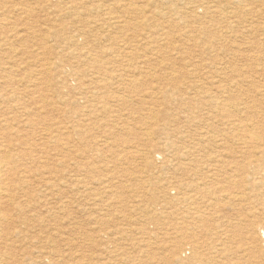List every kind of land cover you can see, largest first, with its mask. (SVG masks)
Returning a JSON list of instances; mask_svg holds the SVG:
<instances>
[{
  "label": "rangeland",
  "instance_id": "1",
  "mask_svg": "<svg viewBox=\"0 0 264 264\" xmlns=\"http://www.w3.org/2000/svg\"><path fill=\"white\" fill-rule=\"evenodd\" d=\"M159 1L156 6L153 2L149 3L153 9L154 7L158 8L153 11L148 0H0V134L4 133L11 138L15 146L17 145L16 148L14 146L16 151L10 150V154L13 157L21 158L20 161L26 163L23 165L31 174V176L30 174L27 176L31 181L21 186L20 189L23 190L19 189V194H23L24 188L27 191V196L36 192L34 183L36 171L56 165L57 170H65L60 159L65 154L63 152L68 150L70 151L68 154L73 156L74 164L72 213L73 260H76L73 261V264H183V261L191 256V251L188 247L189 237L186 229L188 226L182 223V220L191 213L190 209L197 204L200 209L202 207L203 218H206L208 214V217L211 216L206 219L211 220L210 227H214V232L210 236L207 235L206 242L211 244L210 246H215L218 245L219 240L223 239L229 249L235 251V254L232 252L227 254L226 261H230L228 264L231 262H235V264H264V258L259 256L251 259L241 257L243 249L249 248L248 245H251L247 236L251 235L250 223L254 214L257 213L255 210L259 208L257 201L261 203V200L257 199L259 196H256L255 192L253 195L249 185L245 184L247 182L243 181L245 182L243 183L240 179L244 173H251L255 168L264 166L263 158H261L262 163L255 160L261 157V150L264 151V0H254L252 4L244 3L245 5L249 4L247 5L249 10H244L245 12L241 11L239 6H236L234 10L225 6V10L228 11L226 16L228 19L218 16L220 13L215 12L217 10L215 7L197 8V4L202 0H193L186 5L172 0V4L169 5L174 11H184L183 13L179 12L180 14L175 13L174 16L167 13L168 5L161 6ZM219 1V4L224 7L225 0ZM136 8L147 9V14L144 13L147 19L142 18V13L139 16L140 19L138 18V21H143L141 23L143 25H138V21L134 22L137 20V13L134 11ZM193 8L197 9L194 16L188 14L189 9ZM160 11H162L161 14ZM110 15L115 17V21L127 20L119 22L117 24L119 27L115 28L114 25H109L110 21L112 24L115 23L113 18L105 23L102 22ZM121 16L124 17L120 18ZM88 21L92 23H90V27ZM101 24L103 25L101 26ZM197 26H202L203 30L197 31ZM89 28H91V32H89ZM185 32L186 34H184ZM118 47L120 50L115 52ZM156 48H160V50H156ZM130 52H132L131 55H129ZM95 56L101 57L100 60H103L105 65L102 64V67L105 68L106 74H108L107 70H110L111 77L114 76L107 84L113 83V86L110 85V87L101 88V90L91 88L92 75H95L94 77L97 79L104 76L103 72L98 73V71L93 74L90 58H95ZM47 63H53L54 66L46 69ZM120 73H122L121 76ZM148 74H154L156 78L161 77L162 80L159 83L158 80L156 82L153 80V82L149 79ZM133 76L137 81H143V87L139 92L128 93L126 91V93L121 84ZM46 78L51 79L50 84L56 83L57 95L51 90L53 86L50 87V84L45 83ZM166 80L169 82L176 80L177 83L182 84V87H192L191 92L188 91L190 99L186 100L190 104L187 105L186 101L181 103L179 99H176V96H173L174 92L169 90ZM88 82L91 84L90 86ZM216 87L220 89L218 93L221 94L216 93L217 96L216 94L214 96L219 98H213L212 102L217 104L216 106H220V110L207 104L212 96L211 92L215 91ZM222 87L225 91L224 89L221 91ZM103 92L108 95L105 99L100 98L99 95L104 96ZM95 93H99V99ZM165 93H168V99L164 98ZM79 94L86 95V100L89 99L88 96L94 95L89 99L91 105L89 102L85 103L81 99L82 95L79 96ZM118 95H124L125 99H129L125 102L117 101L114 96ZM77 96L83 101L81 102ZM8 97L10 98L8 99ZM70 99H73L70 105L73 112L65 116L64 113L68 109L66 104ZM172 99L178 102L174 103ZM42 100L44 102L41 104ZM103 104H105L104 107ZM182 104H184L183 107ZM39 105L43 106L44 111ZM86 107L88 109L92 107L90 114L88 109H84ZM186 107L187 109H185ZM83 113L85 114L83 115ZM168 113L172 118L166 116ZM72 114L73 125L67 124V121L71 119L67 120L68 115ZM85 115L88 116V119L93 115L90 118L93 120L84 121L85 118L87 119ZM81 117H83L84 124L80 122ZM78 118L80 119L78 120ZM94 118L97 119L94 120ZM166 118L167 120H165ZM28 119L30 120L28 121ZM93 121L95 124H92ZM222 121L225 122L224 125ZM228 121L229 123L226 124ZM116 122L118 123L116 124ZM192 122L195 126L191 124ZM51 123L53 126L50 125ZM167 123H169L168 126ZM54 125L61 128H59L58 141L53 136L56 134L53 130ZM125 125L127 126L124 127ZM83 126L87 128H82ZM120 126L121 129H119ZM159 127L160 129H158ZM239 127L241 130L244 129L241 131ZM178 128L182 130L180 131ZM244 130L252 132V135H257L259 139L250 140L248 136H251V133L249 132V135L245 137L247 131L243 132ZM236 132H239L238 135H241V138L239 136L237 138ZM110 133L112 136L114 135L113 138ZM232 134L234 137L236 136L235 139ZM71 135H76V137ZM119 136L121 138L117 139ZM50 138L54 141H51ZM122 140L124 141L122 142ZM22 141L23 144H21ZM159 141H163V143ZM151 144L154 145L151 146ZM193 144L195 147L192 146ZM221 144L222 146H220ZM47 146L48 148H46ZM211 146L214 150L210 149ZM225 146L229 148H224ZM191 147H194L193 151ZM219 147H222V150H232L235 154L242 153V149L250 147L249 152L244 155V157L246 156L244 161L254 158V163L242 168L243 164H240L242 154L231 157L233 153L223 152V156L220 157L218 151H221V148L219 150ZM200 149L203 151L200 152ZM146 151L151 153V155L149 153L151 162L145 161L143 158ZM207 152L212 156L216 154L212 157ZM198 155L199 157L202 155L203 159ZM96 156L98 157L96 158ZM188 157L190 161L194 160L195 162L187 161ZM234 157L237 160L232 162ZM164 161L165 164H163ZM204 163L207 165H203ZM258 163L260 164L258 165ZM208 164H210V168L207 167ZM215 165L221 170L217 171L218 167L213 168ZM233 166L238 167L235 169ZM232 168L234 170H231ZM222 169L226 172H223ZM64 170L61 171L64 178L61 182V191L65 196L68 190L66 186L68 176ZM234 171L237 174L233 173ZM225 174L228 178H225ZM230 174L237 178L234 179ZM222 176L226 180L221 178ZM27 178L23 180H28ZM14 180L17 181V177L10 176V183H16ZM190 180L193 183L192 187H195L189 192L186 184ZM236 180L241 184L239 185ZM205 181H208L207 184ZM26 184L29 185L25 186ZM92 184L94 185L92 186ZM203 185L204 187H202ZM84 187L85 189H83ZM245 188H248L249 191H246ZM179 189L184 190L185 194L192 193V198L185 199V194ZM202 189L204 190L202 191ZM39 201L40 204H38ZM41 202H43V197L39 196L31 201L30 207L24 208L26 212L24 216L31 219L28 218L27 222L30 221V223L24 226L27 231L26 237H28L23 242L25 245L22 248L29 252L38 245L34 238L45 234L46 222L43 224L40 222V217L43 216L39 209ZM59 212L62 213V211ZM37 226L38 228H36ZM198 231L195 230V234H198ZM60 248L64 254L69 251L64 246V242L61 243ZM172 249H174L173 252ZM212 255V263H214L215 258L217 260L220 254ZM221 259L219 258L216 262L226 264L225 259Z\"/></svg>",
  "mask_w": 264,
  "mask_h": 264
},
{
  "label": "bare ground",
  "instance_id": "2",
  "mask_svg": "<svg viewBox=\"0 0 264 264\" xmlns=\"http://www.w3.org/2000/svg\"><path fill=\"white\" fill-rule=\"evenodd\" d=\"M57 1H59V0H57ZM158 1L159 0H148V4L150 3V4H152L151 2H153V3H155V6H156V3H158ZM191 1H193V0H176V2H180V3H182L183 5H186V4H188V3H190ZM254 0H225V2L223 3L224 4V7H222L221 5L222 4H219L220 3V1L219 0H202V1H200L198 4H197V8H199V7H204L205 9H208V8H210L211 6L212 7H215L217 10L215 11V12H218V13H220V15H218V16H220V17H225V19H228L226 16H227V13H228V11L227 10H225V6H227V7H229V8H233V10L235 9V7L236 6H239V7H241V11H243V12H245L244 10H249L248 9V7H247V5H249V4H252V2H253ZM257 1V0H256ZM255 1V2H256ZM249 2V4H247V5H245L244 3H248ZM130 3V2H129ZM159 3L161 4V6L163 5H168L166 8H167V13H169V14H171V15H173L174 16V14L175 13H179V12H181V13H183L184 11H178V12H176V11H174V9L170 6L171 4H172V0H160L159 1ZM179 3V4H180ZM254 3V2H253ZM71 4V3H70ZM150 4H149V6H150ZM159 4V5H160ZM170 4V5H169ZM154 5V4H153ZM152 5V6H153ZM118 6V5H117ZM138 7V6H137ZM170 7V8H169ZM219 7H221V8H219ZM69 8V7H68ZM149 8V7H148ZM150 8H152L153 9V7H151L150 6ZM149 8V9H150ZM155 8H157V7H154V9H153V11L155 10ZM174 8H175V6H174ZM133 9V8H132ZM158 9V8H157ZM156 9V10H157ZM177 9V8H176ZM18 10V9H17ZM125 10V9H124ZM128 10V9H127ZM127 10H126V12H127ZM131 10V9H130ZM146 8H142V9H134V11L137 13V20L136 19H134V20H136V21H134V22H136L137 23V21H138V18H139V16H140V13H142V18H145V20L147 19L145 16H144V13L146 12ZM196 8H193V9H189V11H188V14H191L192 16H194V15H196ZM132 11V10H131ZM161 12L162 11H160L159 13L161 14ZM234 12V11H233ZM242 12V13H243ZM164 13V12H163ZM69 14V13H68ZM134 14V13H133ZM146 14H147V12H146ZM149 14H150V12H149ZM168 14V15H169ZM180 14V13H179ZM215 14V13H214ZM125 15H127V14H125ZM124 15V16H125ZM128 15H130V14H128ZM135 15V14H134ZM165 15V14H164ZM164 15H163V17H164ZM182 15V14H181ZM215 15H217V14H215ZM119 16V15H118ZM123 16V17H124ZM166 16V15H165ZM122 16L120 17V18H123ZM128 17V16H127ZM148 17H150V16H148ZM156 17H157V15H156ZM113 18V19H112ZM114 18L115 17H112L111 15H110V17H108L107 19H104V21H102L103 23H105L106 21H110L111 19L112 20H114ZM119 17H117V19H118ZM119 18V19H120ZM176 18V17H175ZM140 19V18H139ZM127 20V19H126ZM126 20H114L115 21V23L114 24H112L111 23V21L109 22L110 24L109 25H114L115 26V28H117V27H119L117 24H119V22H125ZM129 20V19H128ZM149 20V19H148ZM92 21V20H91ZM89 22V21H88ZM87 22V23H88ZM93 22H95V21H93ZM148 22V21H147ZM90 23L91 22H89V27H90ZM141 23H143V21L142 20H139L138 21V25L139 24H141ZM92 24V23H91ZM123 24V23H122ZM103 24H101V26H102ZM128 25V24H127ZM134 25V24H133ZM141 25H143V24H141ZM213 26V25H212ZM111 27H113V26H111ZM94 28V27H93ZM93 28H92V30H93ZM147 28V27H146ZM89 30V32H91V28H89L88 29ZM88 30H87V32H88ZM201 30H203V27L202 26H197V31H201ZM232 31V30H231ZM152 32V31H151ZM95 33V32H94ZM156 33V32H155ZM135 34V33H134ZM133 34V35H134ZM184 34H186V32L184 33ZM183 34V35H184ZM79 35H81L80 33H79ZM92 35V34H91ZM135 35H138V34H135ZM77 36V35H76ZM132 36V35H131ZM111 37V36H110ZM127 37V36H126ZM109 38V37H108ZM122 40V39H121ZM123 42V41H122ZM95 44H96V42H95ZM122 44V43H121ZM125 44V43H124ZM96 45H98V43L96 44ZM123 45V44H122ZM126 45V44H125ZM90 46V45H89ZM100 46V45H99ZM119 46V45H118ZM158 46H160V45H158ZM64 47V46H63ZM92 47V46H91ZM93 47H96V46H93ZM126 47H127V45H126ZM97 48H98V46H97ZM112 48V47H111ZM129 48V47H128ZM153 48V47H152ZM178 48V47H177ZM122 54H123V51H124V48L122 47ZM160 50V48H156V50ZM174 49H176V48H174ZM11 50V49H10ZM98 50H99V48H98ZM120 50V47H118V50L117 51H115V52H118ZM128 50V49H127ZM155 50V49H154ZM125 51H126V49H125ZM102 52H103V50H102ZM127 52V51H126ZM129 52V51H128ZM131 53L132 52H130V54L129 55H131ZM121 54V55H122ZM126 54V53H125ZM98 55V54H97ZM124 55V54H123ZM204 57V56H203ZM92 61H91V64L90 65H92V69L94 70L93 72V74H95V73H97V71H98V73H100V72H103V74H104V76H102L100 79L98 78H96V77H94L95 75H92V77H93V79H91V83H92V89L93 88H95V89H99V90H101V88H107V87H110V85L111 86H113L111 83L109 84V85H107L108 84V82H110L113 78H114V76H112L111 77V72H109L110 70H107V73L108 74H106V72H105V68L103 69V67H102V64H104L100 59H101V57L99 58V57H96L95 56V58H90ZM56 61V60H55ZM129 64V63H128ZM6 65V64H5ZM105 65V64H104ZM8 66V65H7ZM50 66H54V64L53 63H47L46 64V69H49L50 68ZM43 68H44V65H43ZM2 69V68H1ZM45 69V68H44ZM4 70V69H3ZM123 71L125 70V69H122ZM153 70V69H152ZM47 72V71H46ZM91 72V71H90ZM88 74V73H87ZM89 75H90V73H89ZM99 75V74H98ZM97 75V76H98ZM113 75V74H112ZM122 75V73H120V76ZM117 77L119 76V75H116ZM115 76V79L117 78ZM90 77V76H89ZM99 77V76H98ZM148 77H149V79L150 80H155V82H156V80H158L157 82L159 83V81H161L162 80V78L161 77H157L156 78V75H154V74H148ZM30 78V77H29ZM121 78V77H120ZM134 76L132 77V78H127L126 80H128V81H125V83H123V84H121L122 85V89H123V91L124 92H128V93H132V92H139V91H141V88L143 87V81H137V79L136 78H134ZM34 79V78H33ZM33 79H31L32 81H34ZM38 79V78H37ZM90 79V78H89ZM114 79V80H115ZM136 79V80H135ZM94 80H96V81H94ZM141 80V79H140ZM23 81V80H22ZM30 81V80H29ZM171 82H169V81H167L166 80V83L167 84H169V90L171 89V91L172 92H174V95L173 96H176V99H179V101H181V103H185L184 101H186V100H188V98L190 99V97H189V94H188V91H190V89H192V87H189V86H187V87H182V84H179V83H177L176 82V80H170ZM48 83V84H50L51 83V79H47L46 78V80H45V83ZM154 82V81H153ZM121 83V82H120ZM120 83H118V84H120ZM233 83V82H232ZM236 84H238V82H235ZM33 84V83H32ZM35 84V83H34ZM47 84V85H48ZM73 84V83H72ZM83 84V83H82ZM88 84H89V82H88ZM125 84V85H124ZM81 85V84H80ZM86 85H87V83H86ZM85 85V86H86ZM91 84H89V86H90ZM120 85V86H121ZM53 86V88L51 89L52 90V92L54 93V94H58V89H57V85H56V83H54V85L53 84H50V87H52ZM83 86H84V84H83ZM89 86H87V87H89ZM119 86V85H118ZM28 87V86H27ZM85 88V87H84ZM119 88V87H118ZM164 88V87H163ZM82 89V88H81ZM120 89V88H119ZM156 89V88H155ZM154 89V90H155ZM223 87H222V90L221 91H223ZM35 90V89H34ZM151 90H153V89H151ZM153 90V91H154ZM215 91H212L211 93V98L209 99V102L207 103L208 104V106H213V107H216V108H218L219 110L221 109V107L220 106H216L212 101H213V98H215V99H217V98H219V97H215L214 95L216 94V93H218L219 91H220V89H217V87L214 89ZM84 91H85V89H84ZM90 91H92V90H90ZM98 90H96V92H97ZM170 91V92H171ZM224 91H225V89H224ZM38 92V91H37ZM44 92V91H43ZM83 92V91H82ZM99 92V91H98ZM105 92V91H104ZM103 92V93H104ZM126 92V93H127ZM161 92H162V90H161ZM169 92V91H168ZM191 92V91H190ZM12 93V92H11ZM39 93V92H38ZM41 93V92H40ZM90 93V92H89ZM102 93V92H101ZM153 93V92H152ZM159 93V92H158ZM163 93V92H162ZM26 94V93H25ZM24 94V95H25ZM49 94V93H48ZM52 94V93H51ZM87 94H88V92H87ZM96 94V93H95ZM99 94V93H98ZM98 94H96V95H98ZM105 95L103 96L102 94H99L100 95V98H102V99H105L108 95H106V93H104ZM155 94V93H154ZM157 94V93H156ZM168 93H165L163 96H165L164 98L165 99H168V95H167ZM218 94H221V93H218ZM23 95V94H22ZM22 95H20V96H22ZM44 95V94H43ZM82 95V96H81ZM99 95L98 96H96L97 97V99H99L98 97H99ZM28 96V95H27ZM53 96V95H52ZM79 96H81V99H83L84 101H85V103H87V102H89V99L91 98V97H94V95H92L91 97L90 96H88L89 97V99H87L86 100V98H85V96L86 95H84L83 96V94H79ZM196 96V95H195ZM216 96H217V94H216ZM219 96V95H218ZM12 97V96H11ZM15 97V96H14ZM41 97H43L44 98V96H41ZM47 97V96H46ZM78 97V96H77ZM95 97V98H96ZM126 97V96H125ZM127 97H130V96H127ZM10 97H8V99H9ZM16 98V97H15ZM33 98H35V97H33ZM39 98V97H38ZM79 98V97H78ZM114 98L117 100V101H120V102H125V101H128V99L129 98H127V99H125L124 98V95H118V96H114ZM132 99V98H131ZM11 100V99H10ZM13 100H14V98H13ZM17 100V99H16ZM76 101H77V99H75ZM79 100H80V98H79ZM82 100V101H83ZM92 100H93V98H92ZM92 100H91V103H92ZM95 100V99H94ZM56 101V100H55ZM81 101V100H80ZM81 101V102H82ZM171 101V100H170ZM172 101H173V99H172ZM175 101L176 102H178L177 100H174L173 102L175 103ZM189 101V100H188ZM188 101H186V104L188 105ZM13 102V101H12ZM42 102H44V100H42L41 101V104H42ZM71 102H73V99H70L69 101H68V104H66L68 107V109H67V111H65V116H66V114H69V113H72L73 112V110H71ZM167 102V101H166ZM215 102V101H214ZM217 102V101H216ZM46 103V102H45ZM59 103V102H58ZM80 103V102H79ZM30 104V103H29ZM40 104V103H39ZM62 104V103H61ZM65 104V103H64ZM75 104V103H74ZM84 104V103H83ZM190 104V103H189ZM235 104V103H234ZM233 104V105H234ZM36 105V104H35ZM89 105H91L90 104V102H89ZM101 105V104H100ZM99 105V106H100ZM183 105L184 104H182V107H183ZM21 106V105H20ZM39 106H41V105H39ZM105 106V104H103V107ZM231 106V105H230ZM23 107V106H22ZM21 107V108H22ZM73 107V106H72ZM95 107H96V105H95ZM94 107V108H95ZM102 107V108H103ZM178 107H180V106H178ZM20 107H19V105H18V109H19ZM25 108V107H24ZM43 108V106H41V109ZM74 108H75V106H74ZM40 109V108H39ZM84 109H88V107H86V108H84ZM91 109H92V107L90 108V109H88L87 111H88V113L91 111ZM184 109V108H183ZM185 109H187V107L185 108ZM21 110V109H20ZM28 110V109H27ZM76 110V109H75ZM97 110V109H96ZM169 110H171L172 111V109H169ZM43 111H44V108H43ZM153 111V110H152ZM152 111H151V113H152ZM174 111V110H173ZM181 111H183V110H181ZM27 112V111H26ZM83 112V111H82ZM92 112V111H91ZM90 112V113H91ZM94 112H96V111H94ZM155 112V111H154ZM175 112V111H174ZM179 112V111H178ZM37 113V112H36ZM39 113V112H38ZM46 113V112H45ZM44 113V114H45ZM79 113V112H78ZM87 113V114H88ZM89 113V114H90ZM98 113H99V111H98ZM149 113V112H148ZM150 113V114H151ZM165 113V112H164ZM170 113V112H169ZM168 113V115H166L167 117H170V118H172L171 116H170V114ZM180 113V112H179ZM27 114V113H26ZM29 114H30V112H29ZM32 114V113H31ZM43 113H41V115H42ZM85 113H83V115H84ZM86 114V115H87ZM97 114V113H96ZM156 114V113H155ZM161 114H162V112H161ZM178 114V113H177ZM4 115V114H3ZM24 115V114H23ZM78 115H80V114H78ZM82 115V114H81ZM85 115V116H86ZM95 115V114H94ZM148 115V114H147ZM153 115V114H152ZM151 115V116H152ZM27 116V115H26ZM37 116V115H36ZM43 116V115H42ZM45 116V115H44ZM93 116V115H92ZM91 116V117H92ZM154 116V115H153ZM174 116V115H173ZM196 116V115H195ZM27 117H29V116H27ZM47 117V116H46ZM87 117V119L85 118V120L84 121H88L89 119H88V116H86ZM96 117V116H95ZM147 117V116H146ZM146 117H144V118H146ZM217 117V116H216ZM69 118H71L70 120H69ZM82 118L83 117H81V120H80V122H82L83 120H82ZM193 118H194V116H193ZM25 119H27V118H25ZM80 118H78V120H79ZM97 119V118H96ZM95 118H94V120H96ZM154 119V118H153ZM159 119V118H158ZM169 119V118H168ZM30 119H28V121H29ZM38 120V119H37ZM45 120H46V118H45ZM67 120H69V121H67V124L68 123H70L71 125H73V114L72 115H68V119ZM75 120H77V119H75ZM90 120H93V119H90ZM89 120V121H90ZM165 120H167V118L165 119ZM187 120H189V119H187ZM33 121V120H32ZM43 121V120H42ZM56 121L58 122V120L56 119ZM66 121V120H65ZM161 121V120H160ZM169 121V120H168ZM1 122V121H0ZM45 122V121H44ZM43 122V123H44ZM47 122V121H46ZM61 122V121H60ZM92 122V121H91ZM113 122H115V121H113ZM167 122V121H166ZM171 122V121H170ZM169 122V123H170ZM177 122H178V120H177ZM189 122V121H188ZM223 123V125H224V121H222ZM231 122V121H230ZM12 123V122H11ZM10 123V124H11ZM41 123V122H40ZM42 123V124H43ZM56 123V122H55ZM59 123V122H58ZM83 124L85 123V122H82ZM90 123V122H89ZM118 122H116V124H117ZM169 123H167V126H168V124ZM173 123V122H172ZM176 123V122H175ZM185 123V122H184ZM190 123V122H189ZM188 123V124H189ZM227 123H229V121L228 122H226V124ZM234 123V122H233ZM233 123L231 124L232 126H233ZM25 124V123H24ZM39 124V123H38ZM57 124V123H56ZM69 124V125H70ZM92 124H95V122L93 121V123ZM112 124V123H111ZM115 124V123H114ZM150 124H152V123H150ZM159 124V123H158ZM186 124V123H185ZM191 124H193V122L191 123ZM225 124V125H226ZM250 124V123H249ZM253 124V123H252ZM29 125V124H28ZM33 126H34V124H32ZM46 125V124H45ZM50 125H52V123L50 124ZM60 125V124H59ZM62 125V124H61ZM64 125V124H63ZM66 125V124H65ZM68 125V126H69ZM79 125V124H78ZM119 125H120V123H119ZM124 125V124H123ZM149 125V124H148ZM163 125V124H162ZM194 125V124H193ZM235 125V124H234ZM9 126H11V125H9ZM13 126H15L14 124H13ZM37 126H39V125H37ZM53 126V125H52ZM75 126V125H74ZM87 126H88V124H87ZM90 126V125H89ZM127 125H125L124 127H126ZM166 126V125H165ZM164 126V127H165ZM195 126V125H194ZM226 126H228V125H226ZM229 126H230V124H229ZM8 127V126H7ZM6 127V128H7ZM31 127V126H30ZM44 127V126H43ZM50 127V126H49ZM71 127V126H70ZM73 127V126H72ZM76 127V126H75ZM78 127V126H77ZM81 127V126H80ZM87 128L86 126H83L82 128ZM95 127V126H94ZM163 127V128H164ZM171 127V126H170ZM173 127V126H172ZM183 127V126H182ZM187 127V126H186ZM192 127V126H191ZM190 127V128H191ZM231 127V126H230ZM238 127V126H237ZM243 127V126H242ZM14 128V127H13ZM47 128H48V126H47ZM60 127L57 125H54V132H56V136L55 135H53L54 137H56L57 138V141H58V139H59V135H60V133H59V130L61 129H59ZM63 128V127H62ZM74 128V127H73ZM89 128V127H88ZM91 128V127H90ZM119 128V127H118ZM118 128H117V130H118ZM162 128V127H161ZM162 128V129H163ZM169 128V127H168ZM252 128V127H251ZM43 129V128H42ZM41 129V130H42ZM51 129V128H50ZM64 129V128H63ZM68 129H69V127H68ZM71 129V128H70ZM119 129H121V126H120V128ZM123 129V128H122ZM129 130H131L130 128H128ZM127 129V130H128ZM158 129H160V127L158 128ZM244 128H242V130H243ZM248 129V128H247ZM65 130V129H64ZM67 130V129H66ZM80 130V129H79ZM113 130H115V129H113ZM124 130V129H123ZM165 130V129H164ZM178 130H180L179 128H178ZM182 130V129H181ZM180 130V131H181ZM186 130V129H185ZM239 130H241L240 129V127H239ZM239 130H237V131H239ZM241 130V131H242ZM249 130V129H248ZM46 131V130H45ZM104 131V130H103ZM125 131V130H124ZM163 131V130H162ZM162 131H161V133H162ZM165 131H167V130H165ZM164 131V132H165ZM190 131V130H189ZM245 131H247V130H244L243 132H245ZM86 132V131H85ZM88 132V131H87ZM105 132V131H104ZM118 132H119V130H118ZM118 132H115V133H118ZM127 132V131H126ZM131 132V131H130ZM192 132V131H191ZM240 132V131H239ZM238 132V133H239ZM250 132V131H249ZM249 132L247 131V132H245V134H246V136L245 137H247V135H249ZM41 133H44V132H41ZM53 133V132H52ZM65 133V132H64ZM68 132H66L65 134H67ZM74 134L76 133V130L73 132ZM112 133V132H111ZM111 133H110V135H111ZM125 133V132H124ZM182 133H184V132H182ZM190 133V132H189ZM226 133H228V132H226ZM237 133V132H236ZM238 133H237V138H238ZM240 133H242V132H240ZM251 133V136H248L249 138H250V140H252L253 138L254 139H256L257 140V135H252V132H250ZM69 134V133H68ZM71 134V133H70ZM82 134V133H81ZM120 134V133H119ZM122 134V133H121ZM132 134H134L133 132H132ZM137 134V133H136ZM136 134L134 135V137L136 136ZM166 134H167V132H166ZM176 134V133H175ZM180 134V133H179ZM225 134V133H224ZM223 134V135H224ZM245 134H242V135H245ZM42 135V134H41ZM40 135V136H41ZM87 135V134H86ZM129 135V134H128ZM127 135V136H128ZM163 135V134H162ZM227 135V134H226ZM231 135V134H230ZM229 135V136H230ZM52 136V135H51ZM53 136H52V138H53ZM71 136H75L76 137V135H71ZM99 136V135H98ZM102 136V135H101ZM112 136V135H111ZM110 136V137H111ZM114 136V135H113ZM113 136H112V138H113ZM123 136V135H122ZM129 136H131V134L129 135ZM133 136V135H132ZM131 136V137H132ZM176 136V135H175ZM228 136V137H229ZM232 136H233V134H232ZM47 137V136H46ZM79 137V136H78ZM86 137V136H85ZM158 137V136H157ZM183 137V139H184V136H182ZM212 137V136H211ZM234 137V136H233ZM233 137H232V139H233ZM236 137V136H235ZM235 137H234V139H235ZM240 138H241V135L239 136ZM259 137H261V136H259ZM83 138H84V136H83ZM87 138V137H86ZM97 138V137H96ZM100 138H102V137H100ZM118 138H121V136H119V137H117V139ZM124 138V137H123ZM145 138V137H144ZM163 138V137H162ZM51 139V138H50ZM69 139V138H68ZM76 139H78V138H76ZM103 139V138H102ZM106 139H108V138H106ZM109 139H111V138H109ZM108 139V140H109ZM127 139H128V137H127ZM126 138L124 139L125 141L127 140ZM149 139V138H148ZM161 139V138H160ZM175 139V138H174ZM173 139V140H174ZM180 139V138H179ZM217 139V138H216ZM242 139H245V138H242ZM259 139V138H258ZM103 140H105V139H103ZM102 140V141H103ZM111 140H113V139H111ZM120 140V139H119ZM118 140V141H119ZM124 140H122V142L124 141ZM162 140V139H161ZM165 140V139H164ZM214 140V139H213ZM223 140V139H222ZM228 140V139H227ZM226 140V142H228ZM248 140V139H247ZM51 141H54V140H52L51 139ZM62 141V140H61ZM60 141V142H61ZM63 141H65V140H63ZM70 141V140H69ZM78 141V140H77ZM83 141H85V140H83ZM98 141H100L99 139H98ZM101 141V142H102ZM115 141V140H114ZM117 141V140H116ZM170 141V140H169ZM177 141H178V139H177ZM183 141V140H182ZM234 141V140H233ZM237 141V140H236ZM238 141H239V139H238ZM237 141V142H238ZM240 141H241V139H240ZM253 141V140H252ZM13 141H11V138L10 137H7V135H5L4 133H1L0 134V264H73V261L74 260H76V259H74L73 260V156H71V155H69L68 153L70 152V151H65V147H64V151L65 152H63V153H65L64 155H62V157L63 158H61L60 160L62 161V164L64 165V167H65V170L64 169H62L61 171L63 172V170H64V172H65V174L68 176V180H67V182H66V186H67V188H68V190H67V193L65 194V196L62 194V186H61V182H63L62 180H64V178H63V176L61 175L62 174V172L60 171V170H57L58 169V167H57V169H56V166H53V167H46L47 169H45V168H43L41 171L39 170V171H33V172H35L36 173V175H35V181H34V183L36 184L35 186H36V192L33 194V195H31V196H27L26 194H27V191H25V188H24V191H23V194L22 195H20L19 194V189L21 188V186H23L25 183H29L31 180L29 179V178H27V176H28V174H30V171L25 167V165H23V164H26L25 162L24 163H22V160L20 161V159L21 158H19V157H13V155H11L10 153V150H12V149H14V151H16V147H17V145L15 146V144L14 143H12ZM160 142V141H159ZM162 143H163V141H161ZM160 142V143H161ZM196 142V141H195ZM242 142H243V140H242ZM247 142V141H246ZM21 143V142H20ZM26 143V142H25ZM45 143H47V142H45ZM98 143V142H97ZM116 143V142H115ZM177 143V142H176ZM194 143V142H193ZM248 143V142H247ZM21 144H23V141H22V143ZM33 144V143H32ZM51 144V143H50ZM71 144V143H70ZM81 144H82V141H81ZM185 144V143H184ZM235 144V143H234ZM233 144V145H234ZM19 145V144H18ZM34 145V144H33ZM94 145H96V144H94ZM93 145V146H94ZM150 145V144H149ZM154 144H151V146H153ZM157 145H159V144H157ZM156 145V146H157ZM162 145V144H161ZM166 145H168V144H166ZM165 145V146H166ZM177 145V144H176ZM178 145H180L179 143H178ZM182 145V144H181ZM223 145H224V143H223ZM238 145H241V144H239L238 143ZM238 145H236V146H238ZM245 145H246V143H245ZM244 145V146H245ZM247 145H249V143L247 144ZM252 145V144H251ZM14 146H15V148H14ZM19 146H22V145H19ZM30 146V145H29ZM37 146V145H36ZM35 146V147H36ZM38 146H40V145H38ZM174 146V145H173ZM191 146V145H190ZM192 146H194V144L192 145ZM199 146V145H198ZM220 146H222V144L220 145ZM253 146V145H252ZM258 146V145H257ZM31 147V146H30ZM34 147V146H33ZM34 147V148H35ZM92 147V146H91ZM90 147V148H91ZM161 147V146H160ZM176 147V146H175ZM185 147V146H184ZM195 147V146H194ZM194 147H191L192 148V151L194 150L193 148ZM202 147V146H201ZM213 146H211V148L210 149H213L214 150V148H212ZM217 148H218V146H216ZM240 147V146H239ZM238 147V148H239ZM259 147V146H258ZM43 148V147H42ZM46 148H48V146L46 147ZM63 148V147H62ZM72 148V147H71ZM90 148H89V150H90ZM156 148V147H155ZM166 148H168V147H166ZM190 148V149H191ZM220 148H221V151H218V152H220L219 154H218V152H217V154L218 155H220V157H222L223 156V152H226V153H233L232 154V156L231 157H233V156H235V155H241L242 154V156H241V163L240 164H243L242 165V168L243 167H246V166H248V165H252V162H253V159H251V160H247V161H244L245 160V158H246V156L244 157V155L247 153V152H249V148L250 147H246V148H244V149H242L243 151H242V153H236L235 154V152H233L232 150L231 151H227V150H222L223 148L222 147H219V150H220ZM224 148H229V147H224ZM242 148V147H241ZM264 148V147H263ZM18 149V148H17ZM25 149H27V148H25ZM37 149V148H36ZM50 149V148H49ZM67 149H69V148H67ZM145 149V148H144ZM179 149V148H178ZM205 149V148H204ZM259 149H261V147H259ZM30 150V149H29ZM34 150V149H33ZM82 150V149H81ZM83 150H85V149H83ZM93 150V149H92ZM139 150V149H138ZM137 150V151H138ZM150 150H151V148H150ZM197 150H198V148H197ZM207 150H209V149H207ZM218 150V149H217ZM257 150V149H256ZM21 151V150H20ZM56 151V150H55ZM57 151H59V150H57ZM56 151V152H57ZM80 151V150H79ZM142 151V150H141ZM157 151V150H156ZM196 151V150H195ZM203 151V150H202ZM201 151V149H200V152H202ZM237 151V150H236ZM32 152V151H31ZM35 152H37V151H35ZM39 152V151H38ZM85 152H87V151H85ZM147 152V151H146ZM153 152V151H152ZM205 152V151H204ZM210 152V151H209ZM209 152H207L209 155H211L212 156V154L211 153H209ZM215 152V151H214ZM241 152V151H240ZM47 153V152H46ZM80 153V152H79ZM83 153V152H82ZM149 153L150 152H147V153H144L143 154V158H145V161L146 160H148V162H151V161H149V156L151 155V153H150V155H149ZM154 153V152H153ZM157 154H159L160 152H156ZM194 153V152H193ZM196 153V152H195ZM194 153V154H195ZM213 153V152H212ZM261 153H262V155H261V157L260 158H258V159H255V160H258V162H260V163H262V161L263 160H261V158H263L264 159V151H262L261 150ZM16 154H18V153H16ZM42 154V153H41ZM61 154V153H60ZM67 154V155H66ZM87 154V153H86ZM155 154V153H154ZM206 154V153H205ZM216 154V153H215ZM214 154V155H215ZM251 154H253V153H251ZM26 155V154H25ZM54 155V154H53ZM190 155V154H189ZM192 155V154H191ZM213 155V156H214ZM227 155V154H226ZM257 155V154H256ZM255 155V156H256ZM14 156H16L15 154H14ZM69 156H71V157H69ZM95 156V155H94ZM160 156V155H159ZM186 156H187V154H186ZM212 156V157H213ZM225 156V155H224ZM23 157V156H22ZM58 157V156H57ZM69 157V158H68ZM87 157H89V156H87ZM86 157V158H87ZM98 156H96V158H97ZM100 157V156H99ZM161 157V156H160ZM168 157V156H167ZM185 157V156H184ZM193 157V156H192ZM195 157H197V156H195ZM198 157H199V155H198ZM200 157H202V155H200ZM199 157V158H200ZM204 157H205V155H204ZM220 157H217V158H220ZM227 157L228 158H230L231 159V157H229L228 155H227ZM101 158V157H100ZM164 158V157H163ZM171 158V157H170ZM225 158V157H224ZM224 158H222V159H224ZM240 158V157H239ZM249 159H250V156L248 157ZM247 158V159H248ZM251 158H252V156H251ZM24 159V158H23ZM33 159V158H32ZM99 159V158H98ZM102 159H103V156H102ZM190 159H192V158H190ZM195 159V158H194ZM201 159H203V157L201 158ZM215 159V158H214ZM221 159V160H222ZM226 159V158H225ZM234 161H232V162H235V160H237L235 157L234 158H232ZM47 160V159H46ZM81 160V159H80ZM87 160V159H86ZM94 160H95V158H94ZM174 160H175V157H174ZM189 160V157L187 158V161ZM220 160V161H221ZM28 161V160H27ZM96 161V160H95ZM99 161V160H98ZM141 161V160H140ZM167 161V160H166ZM184 161V160H183ZM190 161V160H189ZM209 161V160H208ZM208 161H206V162H208ZM212 161H214V160H212ZM226 161V160H225ZM228 161V160H227ZM50 162H51V160H50ZM54 162V161H53ZM182 162V161H181ZM184 162H186V161H184ZM190 162H195L194 160H191ZM189 162V163H190ZM205 162V161H204ZM205 162V163H206ZM223 162V164H224V161H222ZM222 162H221V164H222ZM232 162H229V163H232ZM46 163V162H45ZM167 163H170V162H167ZM166 163V164H167ZM203 163V162H202ZM203 164V165H207V164ZM216 163H218V161H216ZM254 163V162H253ZM260 163H258V165L260 164ZM32 164V163H31ZM42 164V163H41ZM53 164V163H52ZM59 164H60V162H59ZM86 164V163H85ZM163 164H165V161H164V163ZM191 164V163H190ZM201 164V163H200ZM220 164V165H221ZM226 164V163H225ZM239 164V165H240ZM23 165V166H22ZM108 165V164H107ZM181 165V164H180ZM185 165V164H184ZM210 164H208V168H210V166H209ZM235 165V164H234ZM238 165V166H239ZM122 166V165H121ZM150 166H151V164H150ZM154 166V165H153ZM172 166V165H171ZM187 166V165H186ZM190 166V165H189ZM198 166V165H197ZM238 166H233V167H235V169H236V167H238ZM29 167H30V165H29ZM60 167H61V165H60ZM59 167V168H60ZM63 167V166H62ZM90 167V166H89ZM191 167V166H190ZM189 167V168H190ZM205 167V166H204ZM207 167H205V168H207ZM218 167V166H217ZM216 167V165H215V167H213V168H217ZM225 167V166H224ZM241 167V166H240ZM239 167V169H242V168H240ZM263 167V168H262ZM185 168V167H184ZM184 168L182 169V170H184ZM221 168H222V166H221ZM61 169V168H60ZM90 170H91V167L89 168ZM185 169H187V168H185ZM202 169V168H201ZM230 169V168H229ZM239 169L237 168V170L239 171ZM246 169V168H245ZM244 169V170H245ZM177 170V169H176ZM188 170V169H187ZM195 170V169H194ZM212 170V169H211ZM210 170V171H211ZM218 170H221V169H219V167L217 168V171ZM223 170V169H222ZM231 170H234L233 168L231 169ZM244 170H242V171H244ZM80 171H82V170H80ZM93 171V170H92ZM186 171V170H185ZM192 171V170H191ZM198 171V170H197ZM215 171V170H214ZM213 171V172H214ZM225 170H223V172H224ZM90 172V171H89ZM89 172H87V173H89ZM187 172V171H186ZM200 172H202V171H200ZM199 172V173H200ZM221 172V171H220ZM226 172V171H225ZM228 172V171H227ZM248 172V171H247ZM198 173V174H199ZM205 173V172H204ZM209 173V172H208ZM211 173V172H210ZM217 174H218V172H216ZM233 173H235V171L233 172ZM239 173V172H238ZM20 174V175H19ZM90 174V173H89ZM88 174V175H89ZM91 174H92V172H91ZM193 174H195L194 172H193ZM213 174H215V173H213ZM221 174H222V172H221ZM220 174V175H221ZM229 174V173H228ZM235 174H237V173H235ZM234 174V175H235ZM112 175V174H111ZM204 175V174H203ZM226 175V174H225ZM230 175H232V174H230ZM10 176H12V177H17V181L16 180H14V181H16V183H10ZM22 176V177H21ZM30 176H31V174H30ZM115 176V175H114ZM195 176H198V175H195ZM205 176V175H204ZM204 176H202V177H204ZM214 176V175H213ZM227 176V175H226ZM225 176V178H228V176L226 177ZM242 176V175H241ZM241 176H239V177H241ZM215 177V176H214ZM217 177V176H216ZM232 177H234L233 175H232ZM28 179V180H23V179ZM63 178V179H62ZM191 178V177H190ZM218 178H220V177H218ZM221 178H223V176L221 177ZM235 178H237L236 176L234 177V179ZM9 179V180H8ZM204 179V178H203ZM207 179V178H206ZM211 179V178H210ZM224 179V178H223ZM241 179V181L243 182V181H245V182H247V183H245V182H243V183H245V184H247V185H249L248 187H250V190L251 191H253V195H255V193L257 194L256 196H259L257 199H260L261 200V203H258L259 201H257V204L259 205V208H258V210H255V212L257 211V213H255L254 214V216L252 217L253 218V220L251 221V223H250V228H251V230H252V232H251V235L250 236H247V239H248V241L251 243V245H248V247L249 248H245V249H243L244 250V252H243V254L241 255V257L242 256H244L245 258H247V259H251V258H257V256H259V257H262V258H264V166H260L259 168H255L251 173L250 172H248V173H244V175H243V177L242 178H240ZM101 180V179H100ZM212 180H214V179H212ZM218 180V179H217ZM216 180V182L218 183V181ZM224 180H226V179H224ZM228 180V179H227ZM78 181H79V179H78ZM136 181V180H135ZM193 181V180H192ZM220 181V180H219ZM236 181H238V180H236ZM84 182V181H83ZM82 182V183H83ZM88 182H90V181H88ZM158 182V181H157ZM182 182H183V180H182ZM190 182V183H189ZM187 184H186V186H187V188H188V190H189V192L190 191H192L193 190V188L195 187H192L193 186V183H191V180L189 181ZM206 182V181H205ZM205 182H204V184H205ZM208 182V181H207ZM207 182H206V184H207ZM211 182H213V181H211ZM220 182H222V181H220ZM239 182V181H238ZM33 183V182H32ZM86 183V182H85ZM137 183V182H136ZM139 183V182H138ZM216 183V184H217ZM234 183V182H233ZM237 183V182H236ZM80 184V183H79ZM91 184V183H90ZM174 184V183H173ZM239 185L241 184V182H239L238 183ZM27 185H29V184H26L25 186H27ZM30 185H31V183H30ZM87 185H89V184H87ZM94 184H92V186H93ZM175 185H177V183L175 182ZM185 185V184H184ZM199 184L197 183V186H198ZM243 185V184H242ZM108 186V185H107ZM91 187V186H90ZM89 187V188H90ZM172 187V186H171ZM183 187V186H182ZM202 187H204V185L202 186ZM201 187V188H202ZM80 188V187H79ZM108 188V187H107ZM210 188V187H209ZM29 189V188H28ZM83 189H85V187L83 188ZM102 189H104V188H102ZM105 189H106V187H105ZM196 189V188H195ZM198 189V188H197ZM205 189V188H204ZM204 189H202V191L204 190ZM211 189V188H210ZM244 189V188H243ZM242 189V190H243ZM246 189V188H245ZM248 189V188H247ZM246 189V191H249V190H247ZM21 190V189H20ZM23 190V189H22ZM21 190V191H22ZM77 190H78V188H77ZM80 190V189H79ZM89 190V189H88ZM87 190V191H88ZM180 190V189H179ZM187 190V189H186ZM206 190V189H205ZM181 191V190H180ZM195 191H197V190H195ZM201 191V190H200ZM210 191H212V190H210ZM209 191V192H210ZM77 192V191H76ZM182 193L183 192H185L184 190L183 191H181ZM255 192V193H254ZM78 193V192H77ZM88 193V192H87ZM86 193V194H87ZM93 193V192H92ZM97 193V192H96ZM179 193V192H178ZM194 193H196V192H194ZM251 194H252V192H250ZM183 194H185V193H183ZM192 194V193H191ZM191 194H189L188 192H187V194H185V199H187V200H190L191 198H192V195ZM209 194V193H208ZM211 194H212V192H211ZM207 195V194H206ZM250 195V194H249ZM25 196H27V197H25ZM39 196L40 197H43V202H41V205H40V207H39V209H40V211H41V214L43 215L42 217H40L41 218V220H40V222L43 224V223H45L46 222V224H45V226H46V229H45V234L44 235H42V236H37V237H35L34 239H36L37 241L36 242H38V245L37 246H35V248H33V250H31L30 252H29V250H25V249H23L22 247L25 245H23V242H25L26 240H27V237H26V232L27 231H25V225L28 223L27 221H28V218H29V220L31 219L30 217H27V216H24V214H26V212H25V209L27 208V207H30L31 206V201H33L34 199H37V198H39ZM86 196H88V194L86 195ZM85 196V197H86ZM179 196V195H178ZM183 196V195H182ZM194 196V195H193ZM196 196V195H195ZM201 196H203V195H201ZM255 196V197H256ZM246 197V196H245ZM22 198V199H21ZM78 198H80V197H78ZM83 198V197H82ZM184 198V197H183ZM196 198H197V196H196ZM250 198V197H249ZM252 199V198H251ZM253 199H254V196H253ZM77 200V199H76ZM85 200V199H84ZM255 200V199H254ZM90 201V200H89ZM183 201V200H182ZM193 202V201H192ZM93 203V202H92ZM183 203V202H182ZM255 203V202H254ZM253 203V204H254ZM36 204V203H35ZM38 204H40V201H39V203ZM87 204V203H86ZM85 204V205H86ZM194 204H195V202H194ZM197 204V203H196ZM92 205V204H91ZM190 205V204H189ZM212 205H215V204H212ZM211 205V206H212ZM257 205V206H258ZM36 206V205H35ZM87 206H88V204H87ZM90 206V205H89ZM188 206V205H187ZM186 206V207H187ZM198 206V204L194 207V208H192V209H190L191 210V213L189 214V215H186V217L182 220V223H185L188 227H186V229L188 230V237H189V240H188V247H189V250L191 251V256L189 257V258H187V259H185L184 261H183V264H195V263H198V264H219V263H217L218 261L217 260H219V258L221 259V260H223V259H225V262H226V264H228V263H230V261H226L228 258H226L227 257V254H229V253H233V254H235V251H233V250H231V248L229 249V247L225 244V242H223V239H221V240H219V239H217L216 238V240H219L218 242V245H215V246H210L209 244H208V242H206V239L208 238V236L207 235H211V233H213L214 231H213V229H214V227H210V225H211V223H209L210 221H208V219H206L208 216H209V214L207 215V217L206 218H203V214L202 213H204V212H202L201 211V209H202V207H201V209H200V207H197ZM185 207V206H184ZM254 207H256L255 206V204H254ZM25 208V209H24ZM32 209V208H31ZM56 209H58L59 211H62V213H60L59 211H57ZM255 209V208H254ZM257 209V208H256ZM28 210V209H27ZM26 210V211H27ZM35 210V209H34ZM178 211V210H177ZM205 211V210H204ZM188 213V212H187ZM207 214V213H206ZM80 215V214H79ZM211 215V214H210ZM33 217H35L34 215H33ZM38 217V216H37ZM36 217V218H37ZM211 217V216H210ZM210 217H208V218H210ZM183 218V217H182ZM29 223H30V221H29ZM28 223V224H29ZM37 223H39V222H37ZM209 223V224H208ZM31 225V224H30ZM51 225H52V227H51ZM213 225V224H212ZM35 226V225H34ZM50 226V227H49ZM76 226V225H75ZM74 226V227H75ZM79 227V226H78ZM36 228H38V226L36 227ZM84 228V227H83ZM82 230H84V229H82ZM186 230V231H187ZM195 230H199L197 233L198 234H195L196 232H195ZM36 231V230H35ZM80 231V230H79ZM89 231V230H88ZM79 233V232H78ZM90 233H91V231H90ZM219 233V232H218ZM234 233H235V228L233 229V235H234ZM38 234H40V233H38ZM76 234H77V232H76ZM83 234H86V233H83ZM215 234V233H214ZM229 235V234H228ZM227 235V236H228ZM259 235H260V237H259ZM80 236H82V235H80ZM79 236V237H80ZM88 236V235H87ZM231 237V236H230ZM76 238V237H75ZM84 238V237H83ZM222 238V237H221ZM210 239V238H209ZM234 239V238H233ZM241 239H243V238H241ZM76 240H78L77 238H76ZM30 241H34V240H30ZM207 241H209V240H207ZM64 242V246H66V249H68L67 251L68 252H66L65 254L62 252V250H61V248H60V245H61V243H63ZM211 242V241H210ZM35 243V242H34ZM33 243V244H34ZM77 243V242H76ZM37 244V243H36ZM46 244V245H45ZM91 244V243H90ZM213 244V243H212ZM35 245V244H34ZM76 246H78V245H76ZM166 246V245H165ZM68 247V248H67ZM25 248V247H24ZM31 248V247H30ZM241 248V247H240ZM78 249V248H77ZM64 250V249H63ZM231 250V251H230ZM174 251V249H172V252ZM238 251V250H237ZM79 253V252H78ZM210 253V254H209ZM215 253H218V254H220V257L219 258H217V260H216V258H215V260H214V263H212V254H215ZM79 254H81V253H79ZM237 254V253H236ZM76 255V254H75ZM82 256V255H81ZM232 256V255H231ZM27 259V260H26ZM81 259V258H80ZM259 260V259H258ZM217 261V262H216ZM263 261V260H262ZM80 262H81V260H80ZM78 263H79V261H78ZM85 264V263H84ZM231 264H235V262H231Z\"/></svg>",
  "mask_w": 264,
  "mask_h": 264
}]
</instances>
